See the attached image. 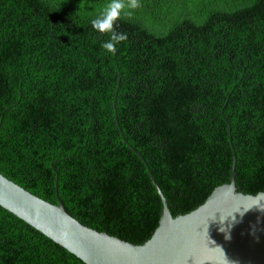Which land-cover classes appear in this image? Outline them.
I'll list each match as a JSON object with an SVG mask.
<instances>
[{"label": "trees", "instance_id": "trees-1", "mask_svg": "<svg viewBox=\"0 0 264 264\" xmlns=\"http://www.w3.org/2000/svg\"><path fill=\"white\" fill-rule=\"evenodd\" d=\"M109 2L0 0V173L133 244L148 169L173 216L229 182L231 144L236 190L264 192V0H122L98 30ZM0 264L84 263L0 206Z\"/></svg>", "mask_w": 264, "mask_h": 264}, {"label": "water", "instance_id": "water-1", "mask_svg": "<svg viewBox=\"0 0 264 264\" xmlns=\"http://www.w3.org/2000/svg\"><path fill=\"white\" fill-rule=\"evenodd\" d=\"M231 147L229 182L215 187L202 204L185 214H171L148 169L162 209L158 225L141 244L88 227L71 216L58 198L50 203L1 173L0 206L84 264H264V192L236 190V156Z\"/></svg>", "mask_w": 264, "mask_h": 264}, {"label": "clouds", "instance_id": "clouds-1", "mask_svg": "<svg viewBox=\"0 0 264 264\" xmlns=\"http://www.w3.org/2000/svg\"><path fill=\"white\" fill-rule=\"evenodd\" d=\"M133 3L131 7H137ZM125 8L122 0H110L104 11L92 20V25L98 30L107 31L113 28L114 22L119 17L121 11ZM108 51L114 52L115 47L112 42H107L103 45ZM223 230V229H221Z\"/></svg>", "mask_w": 264, "mask_h": 264}]
</instances>
